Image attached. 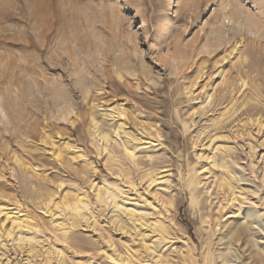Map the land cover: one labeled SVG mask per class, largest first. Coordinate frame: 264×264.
Returning a JSON list of instances; mask_svg holds the SVG:
<instances>
[{
    "label": "rangeland",
    "instance_id": "rangeland-1",
    "mask_svg": "<svg viewBox=\"0 0 264 264\" xmlns=\"http://www.w3.org/2000/svg\"><path fill=\"white\" fill-rule=\"evenodd\" d=\"M0 264H264V0H0Z\"/></svg>",
    "mask_w": 264,
    "mask_h": 264
},
{
    "label": "bare ground",
    "instance_id": "bare-ground-1",
    "mask_svg": "<svg viewBox=\"0 0 264 264\" xmlns=\"http://www.w3.org/2000/svg\"><path fill=\"white\" fill-rule=\"evenodd\" d=\"M223 156V155H222ZM225 160H227V159H225ZM224 160V158H222V157H220L219 155H215L214 157H213V162H214V166L215 167H218V164L219 165H221V167H222V169H221V171H223L222 172V174H220V172H219V170H218V172H219V174H220V176L222 175L223 176V182L222 183H220L221 184V186L222 187H225L227 184H231V185H233V184H236V183H233V173H234V171L232 170V166L230 165V163H232V162H228V161H225ZM231 166V167H230ZM211 168V167H210ZM213 168V167H212ZM219 169H220V166L218 167ZM217 173V172H216ZM193 175V174H192ZM216 175V174H215ZM214 175V177H217V176H215ZM194 176V175H193ZM216 179V178H215ZM218 180H220V179H218ZM222 180V179H221ZM235 180H236V177H235ZM197 184V183H196ZM195 184V185H196ZM190 186H191V188L192 187H194V181L193 180H191L190 181ZM194 189H195V187H194ZM191 190V189H190ZM193 196V195H192ZM195 197V196H194ZM193 197V200L195 199ZM240 202H242L241 200H240ZM251 212H252V210H251ZM250 213V212H249ZM248 214V213H247ZM252 214H253V212H252ZM252 214H249L248 216H249V219H252V218H250V216L252 217ZM257 215L255 214V217H256ZM254 217V216H253ZM244 218V217H243ZM246 219V218H245ZM252 221V220H251ZM251 223V222H250ZM258 223V222H257ZM235 224V223H234ZM251 224H253V223H251ZM240 225V224H239ZM254 226H256V225H259V224H253ZM253 225H252V227H253ZM244 226V225H243ZM243 226H237V227H232V228H230L229 229V235L231 236V238L233 237V238H241V237H243V235L244 234H246V231H247V228H245V227H243ZM246 227H248V225L246 226ZM250 227V226H249ZM218 228V227H217ZM258 229V228H257ZM159 232H163L164 230H163V228L162 227H160L159 229ZM256 230V229H255ZM251 231H252V229H251ZM249 232V231H248ZM11 236V235H10ZM254 237V236H253ZM260 239V238H259ZM242 240V239H241ZM231 241V240H230ZM227 243V242H226ZM225 243V244H226ZM230 246V245H229ZM228 246V247H229ZM257 246V245H256ZM246 247V246H245ZM259 247V246H258ZM261 250H263V249H261ZM260 250V251H261ZM262 252V251H261ZM260 253V252H259ZM256 254V253H255ZM262 255V254H261ZM221 257V256H220ZM222 257H223V255H222ZM221 257V258H222ZM245 257V256H244ZM208 258H209V255H208ZM256 258H258V257H256ZM210 260H211V258H210ZM215 260V259H214ZM213 260V261H214Z\"/></svg>",
    "mask_w": 264,
    "mask_h": 264
}]
</instances>
